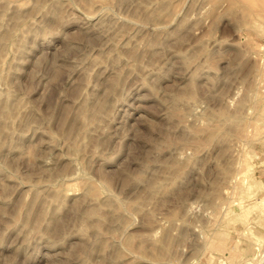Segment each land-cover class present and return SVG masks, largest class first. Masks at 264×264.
I'll return each mask as SVG.
<instances>
[{"label":"rangeland","instance_id":"obj_1","mask_svg":"<svg viewBox=\"0 0 264 264\" xmlns=\"http://www.w3.org/2000/svg\"><path fill=\"white\" fill-rule=\"evenodd\" d=\"M81 1L0 0V264H264V0Z\"/></svg>","mask_w":264,"mask_h":264},{"label":"bare ground","instance_id":"obj_2","mask_svg":"<svg viewBox=\"0 0 264 264\" xmlns=\"http://www.w3.org/2000/svg\"><path fill=\"white\" fill-rule=\"evenodd\" d=\"M82 1H83V0H82ZM82 1H81V2H82ZM84 1H85V0H84ZM106 1H107V0H106ZM106 1H104V3H105ZM171 1H172V0H171ZM209 1H210V0H209ZM212 1H213V0H212ZM247 1H248V0H247ZM253 1H255V0H253ZM258 1H259V0H258ZM258 1H256V2H258ZM79 2H80V1H79ZM102 2H103V1H102ZM122 2H123V1H122ZM176 2H177V1H176ZM176 2H175V3H176ZM207 2H208V1H207ZM219 2H220V1H219ZM249 2H251V5H249V6H251V8H252V6H253V5H252V0H250ZM249 2H247V3H249ZM263 2H264V1H263ZM8 3H9V2H8ZM87 3H88V2H87ZM106 3H107V2H106ZM108 3H110V2L108 1ZM108 3H107V4H108ZM112 3H113V2L111 1V4H112ZM168 3H169V2H168ZM213 3H214V1H213ZM225 3H226V2H225ZM227 3H228V2H227ZM253 3H254V2H253ZM56 4H57V3H56ZM84 4H85V3H84ZM256 4H257V3H255L254 5H256ZM258 4H259V2H258ZM43 5H44V3H43ZM54 5H55V4H54ZM102 5H103V4H102ZM109 5H110V4H108V6H109ZM6 6H8V5H6ZM104 6H106L105 8H107V5H106V4H104L102 7L104 8ZM247 6H248V5H247ZM247 6H242V7H245V8H246ZM249 6H248V7H249ZM9 7H10V6H9ZM163 7H164V5H163ZM165 7H166V6H165ZM175 7H176V6H175ZM255 7L257 8L258 6H255ZM262 7H263V5H262L260 8H262ZM41 8H42V6H41ZM41 8H40V9H41ZM158 8H159V7H158ZM245 8H244V9H245ZM253 8H254V7H253ZM253 8H252V9H253ZM161 9H162V6H161ZM166 9H167V7H166ZM166 9H165V10H166ZM142 10H144V9H142ZM175 10H176V9H175ZM241 10H242V9H241ZM249 10H251V9H248V10H246V11L244 10V11H245V12H248ZM254 10H255V8L252 10V12H254V14H255V11H257V10H259V9L255 10V11H254ZM36 11H37V10H36ZM87 11H88V10H87ZM244 11H243V12H244ZM3 12H4V11H3ZM37 12H38V11H37ZM158 12H159V11H158ZM245 12H244V13H245ZM252 12L250 11L249 13H252ZM262 12H263V9L261 10V14H263ZM18 13H19V12H18ZM134 13H135V12H134ZM155 13H156V12H155ZM162 13H163V12H162ZM167 13H168V12H167ZM189 13H190V12H189ZM258 13H260V11H258ZM90 14H91V13H90ZM137 14H138V13H137ZM58 15H59V14H58ZM155 15H156V14H155ZM160 15H161V14H160ZM170 15H171V14H170ZM248 15L251 16L252 14H248ZM259 15H260V14H259ZM3 16H4V15H3ZM62 16H63V15H62ZM135 16H136V14H135ZM256 16H257V15H256ZM18 17H19V16H18ZM131 17H133V16H131ZM151 17H152V16H151ZM156 17H157V16H156ZM163 17H164V16H163ZM167 17H168V16H167ZM57 18H59V17H57ZM135 18H136V17H135ZM138 18H140V17H138ZM109 19H110V18H109ZM153 19H154V18H153ZM156 19H157V18H156ZM156 19H155V20H156ZM13 20L16 21L17 19L14 18ZM144 20H145V19H144ZM148 20H149V19H148ZM17 21H18V20H17ZM139 21H140V19H139ZM145 21H146V20H145ZM152 21H153V20H152ZM111 22H112V21H111ZM142 22H143V24H146V23H144V21H142ZM149 22H150V21H149ZM153 23H154V22H153ZM0 24H2V23H0ZM114 24H115V22H114ZM98 26H99V25H98ZM144 26H145V25H144ZM147 26H148V25H147ZM17 27H19V26H17ZM102 28H103V27H102ZM113 28H114V27H113ZM12 29H14V27H13ZM116 29H117V28H116ZM116 29H115V30H116ZM123 29H124V28H123ZM16 31H17V30H16ZM87 32H88V31H87ZM124 33H125V32H124ZM124 33H123V34H124ZM2 35H3V34H2ZM12 35H13V34H12ZM3 36H4V35H3ZM5 36H6V34H5ZM16 36H17V35H16ZM122 37H123V36H122ZM1 38H2V40H1ZM1 38H0V44H2V43L5 42V41L8 42V41L10 40L9 35H7V36L5 37V39H3L4 37H1ZM74 38H75V37H74ZM76 38H78V37H76ZM129 38H130V37H129ZM89 39H90V38H89ZM128 40H129V39H128ZM113 41H114V40H113ZM247 41H248V40H247ZM7 42H6V44H7ZM145 42H146V41H145ZM145 42H144V43H145ZM146 43H147V42H146ZM247 43H249V42H247ZM252 43H253V42H252ZM129 45H130V44H129ZM1 46H3V45H1ZM4 46H6V45H4ZM4 46H3V47H4ZM120 46H121V45H120ZM257 46H258V45H257ZM111 47H112V46H111ZM2 49H3V48H2ZM6 49H7V48H6ZM138 49H139V48H138ZM202 49H203V48H202ZM258 49H259V48H258ZM131 50H132V49H131ZM205 50H206V49H205ZM253 50H254V49H253ZM259 50H260V49H259ZM109 52H110V50H109ZM145 52H146V51H145ZM206 52H207V51H206ZM3 53H4V52H3ZM150 54H151V53H150ZM126 55H127V54H126ZM107 56H108V55H107ZM1 57H2V56H1ZM99 57H100V56H99ZM113 57H114V56H113ZM155 57H156V56H155ZM103 58H104V57H103ZM114 58H115V57H114ZM116 58H117V57H116ZM127 58H128V57H127ZM41 59H42V58H41ZM44 60H45V59H44ZM133 60H134V59H133ZM140 60H141V59H140ZM141 61H142V60H141ZM96 62H97V61H96ZM110 62H111V61H110ZM115 62H116V61H115ZM205 63H206V62H205ZM138 64H139V63H138ZM139 65H140V64H139ZM91 66H92V65H91ZM125 67H126V66H125ZM69 70H70V69H69ZM257 71H258V70H257ZM55 72H56V71H55ZM57 72H58V71H57ZM113 72H114V71H113ZM144 72H145V71H144ZM0 73H1V71H0ZM56 74H57V73H56ZM258 74H259V73H258ZM54 77H56V76H54ZM90 78H91V77H90ZM200 78H201V77H200ZM80 82H81V81H80ZM112 83H113V82H112ZM112 83H111V84H112ZM114 83H115V82H114ZM113 85H114V84H113ZM192 85H193V84H192ZM110 86H111V85H110ZM190 86H191V85H190ZM193 86H194V85H193ZM111 87H112V86H111ZM113 87H114V86H113ZM187 87H188V86H187ZM191 87H192V86H191ZM196 87H197V86H196ZM198 87H199V86H198ZM94 88H95V87H94ZM111 89H112V88H111ZM117 90H118V89H117ZM111 91H112V90H111ZM111 91H110V92H111ZM189 95H190V94H189ZM191 95H192V93H191ZM76 97H77V96H76ZM144 97H145V96H144ZM173 97H174V96H173ZM180 97H181V96H180ZM192 97H193V96H192ZM175 98H176V97H175ZM183 98H184V97H183ZM5 99H6V97L4 98V100H5ZM187 99H188V98H187ZM170 100H171V99H170ZM181 100H182V99H181ZM183 100H184V99H183ZM190 100H191V98H190ZM6 101H7V100H6ZM8 101H9V100H8ZM185 102H186V101H185ZM187 102H188V101H187ZM116 103H117V102H116ZM174 103H175V102H174ZM15 104H17V103H15ZM172 104H173V103H172ZM255 104H256V103H255ZM176 105H177V104H176ZM103 106H104V105H103ZM103 106H102V107H103ZM174 106H175V105H174ZM174 106H173V107H174ZM81 107H82V106H81ZM171 107H172V106H171ZM171 107H170V108H171ZM85 108H86V107H85ZM85 108L82 107L81 110L78 109L79 112H78V111H77L78 113L76 112V115H75L74 119H72V124H71V122H70L69 125L71 124L72 127H74L73 124H74L75 122H76V123H77V122L79 123L80 121H82V120L84 119V117H87V116H85ZM174 108H175V107H174ZM174 108H172V110H173ZM187 108H188V107H187ZM12 109H13V107H12ZM100 109H101V108H100ZM103 109H104V108H103ZM103 109H102V111H103ZM64 110H65V109H64ZM86 110H87V109H86ZM175 110H176V109H175ZM0 111H1L2 115L4 116V117L1 116V117H3V119H5V117H6V119H9V120H10V117L12 116V115H11V113H12L11 111H12V110H10L9 105H7V103H4V101H3V103H2V105H1V107H0ZM106 111H107V110H106ZM21 112H22V111H21ZM177 112H178V111H177ZM175 113H176V112H175ZM0 115H1V114H0ZM171 115H172V114H171ZM175 116H176V115H175ZM14 117H15V116H14ZM70 117H71V116H70ZM89 117H90V116H89ZM167 117H168V116H167ZM169 117H170V116H169ZM169 117H168V118H169ZM171 117H172V116H171ZM1 119H2V118H1ZM11 119H12V118H11ZM88 119H89V118H88ZM91 119H92V117H91ZM63 120H64V119H63ZM1 121H2V120H1ZM84 121H85V120H84ZM86 121H88V120H86ZM90 122H91V120H90ZM239 122H240V121H239ZM4 123H6V122H4ZM31 123H32V122H31ZM1 124H2V123H1ZM1 124H0V135L3 134V133H4L3 131H5V129H6V127L3 126V124H2V125H1ZM9 124H10V123H9ZM92 124H93V123H92ZM65 125H66V124H65ZM86 126H87V125H86ZM72 127H70L69 129H67L68 127H66V130H68L69 133H70V131L73 130ZM84 127H85V126H84ZM96 128H97V127H96ZM7 130H8V129H7ZM68 131H67V132H68ZM217 131H218V130H217ZM7 132H8V131H7ZM166 132H167V131H166ZM9 133H10V132H9ZM69 133H68V134H69ZM86 133H87V132H86ZM122 133H123V132H122ZM219 133H220V132H219ZM219 133L216 132L215 135H218ZM4 134H5V133H4ZM71 134H72V133H71ZM85 135H86V134H85ZM215 135H214V136H215ZM220 135H221V134H220ZM3 136H4V135H3ZM1 137H2V136H1ZM5 138H6V137H5ZM250 139H251V138H250ZM92 140H93V139H92ZM252 140H253V139H252ZM170 144H171V143H170ZM0 148H1V146H0ZM75 148H76V147H75ZM158 148H159V147H158ZM30 149H31V148H30ZM77 152H78V151H77ZM77 152H76V154H77ZM32 153H33V152H32ZM72 154H73V153H72ZM78 154H79V153H78ZM81 154H82V153H81ZM28 155H29V154H28ZM72 156H73V155H72ZM31 157H32V156H31ZM76 157H77V155H76ZM29 158H30V157H29ZM82 159H83V158H82ZM90 160H91V159H90ZM31 162H32V161H31ZM33 163H34V162H33ZM71 163H72V162H71ZM74 163H75V162H74ZM69 164H70V163H69ZM73 166H74V164H73ZM74 167H75V166H74ZM82 168H83V167H82ZM64 169H65V167H64ZM71 169H72V168H71ZM84 170H85V169H84ZM65 171H66V170H65ZM143 173H144V172H143ZM152 174H153V173H152ZM63 175H64V174H63ZM71 176H72V175H71ZM85 181H86V180H85ZM138 181H139V180H138ZM144 181H145V180H144ZM150 181H151V180H150ZM157 181H158V180H157ZM157 181H156V182H157ZM49 182H50V181H49ZM50 183H51V182H50ZM53 183H54V182H53ZM60 183H61V182H60ZM87 183H88V182H87ZM90 184H91V182H90ZM129 184H130V183H129ZM88 185H89V184H88ZM93 185H94V184H93ZM152 185H153V183H152ZM95 186H96V184H95ZM95 186H94V187H95ZM141 186H142V185H141ZM60 188H61V187H60ZM87 188H88V187H87ZM152 188H154V187H152ZM89 189H90V192H89ZM89 189H88V192H87V193H91V194H92V193L94 192V194L96 195L97 192H95V188H93V186H92V188L90 187ZM96 189H97V188H96ZM146 189H147V188H146ZM59 190H60V189H59ZM97 190H98V189H97ZM143 190H144V189H143ZM151 190H152V189H150V191H151ZM86 191H87V190H86ZM57 194L59 195V193H57ZM98 194H99V193H98ZM153 194H154V193H153ZM58 195H57V196H58ZM89 195H90V194H89ZM91 196H92V195H91ZM86 197H87V196H86ZM93 197H94V195L92 196V198H93ZM96 197H97V196H96ZM98 197H99V196H98ZM146 197H147V196H146ZM92 198H91V199H92ZM56 199H57V198H56ZM93 199H94V198H93ZM98 199H100V198H98ZM107 200H108V199H107ZM107 200H106V201H107ZM216 200H217V199H216ZM41 202H42V200H41ZM109 202H110V200H109ZM225 202H226V201H225ZM93 203H94V202H93ZM33 204H34V203H33ZM121 204H122V203H121ZM123 204H124V203H123ZM110 205H111V204H110ZM48 206H49V204H48ZM123 206H124V205H123ZM123 206H122V207H123ZM80 207H81V206H80ZM43 208H44V207H43ZM47 208H48V207H47ZM123 208H124V207H123ZM123 208H122V211H123ZM126 208H127V206H126ZM128 208H129V206H128ZM128 208H127V209H128ZM131 208H132V207H131ZM114 209H115V208H114ZM124 209H125V208H124ZM127 209H126V210H127ZM139 209H140V208H139ZM127 211H128V210H127ZM220 211H221V210H220ZM124 212H125V211H124ZM100 213H101V212H100ZM93 214H94V213H93ZM126 215H127V214H126ZM118 217H119V216H118ZM85 218H86V216H85ZM121 218H122V217H121ZM133 218H134V217H133ZM99 219H100V218H99ZM128 219H129V218H128ZM100 220H101V219H100ZM100 220H99V221H100ZM116 220H117V219H116ZM102 222H103V221H102ZM133 223H134V222H133ZM162 224H163V223H162ZM55 225H56V224H55ZM83 225H84V224H83ZM82 227H83V226H82ZM85 227H86V226H85ZM54 229H55V228H54ZM124 229H125V228H124ZM100 230H101V229H100ZM106 230H107V229H106ZM56 231H57V230H56ZM84 231H85V230H84ZM98 231H99V230H98ZM174 231H175V230H174ZM107 232H108V231H107ZM57 233H58V232H57ZM97 233H98V232H97ZM99 233H102V232H99ZM100 235H101V234H100ZM115 236H116V235H115ZM130 236H131V235H130ZM132 236H133V235H132ZM98 237H100V236H98ZM123 239H124V238H123ZM130 240H131V239H130ZM133 240H134V239H133ZM114 241H115V240H114ZM101 242H102V241H101ZM128 242H129V241H128ZM126 243H127V242H126ZM126 243H125V244H126ZM129 243H130V242H129ZM129 243H127L128 246H129ZM112 244H113V243H112ZM127 244H126V245H127ZM130 244H131V243H130ZM163 244H164V243H163ZM170 244H171V243H170ZM120 245H121V244H120ZM126 245H125V246H126ZM105 246H106V245H104V247H105ZM111 246H112V245H111ZM100 247H101V246H100ZM119 247H120V246H119ZM122 247H123V245H122ZM129 247L132 248V245L129 246ZM129 247L126 246V248H123V249H126L127 251H128V249L131 250ZM109 248H110V246H109ZM133 248H134V247H133ZM101 249H102V248H101ZM104 250H105V249H104ZM118 251H119V250H118ZM133 251H135V250L133 249ZM139 251H140V250H138L137 252H139ZM142 253H143V252H142ZM152 256H153V255H152ZM138 257H139V255H138ZM158 257H159V256H157V258H158ZM161 257H162V256H161ZM157 258H155V259L153 258V259H154V262H155V260L157 261ZM159 258H160V257H159ZM163 259H164V257H163ZM159 261H160V260H159ZM159 261L157 262L158 264H159ZM154 262H153V264H154ZM161 262H162V261H161ZM163 262H164V261H163ZM172 262H173V261H172ZM157 263H156V264H157Z\"/></svg>","mask_w":264,"mask_h":264},{"label":"crops","instance_id":"obj_3","mask_svg":"<svg viewBox=\"0 0 264 264\" xmlns=\"http://www.w3.org/2000/svg\"><path fill=\"white\" fill-rule=\"evenodd\" d=\"M260 232H262V231L260 230Z\"/></svg>","mask_w":264,"mask_h":264}]
</instances>
